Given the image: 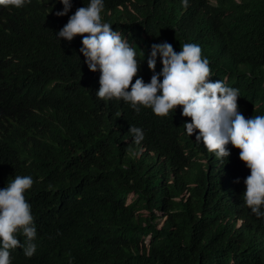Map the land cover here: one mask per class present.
<instances>
[{
	"label": "trees",
	"instance_id": "1",
	"mask_svg": "<svg viewBox=\"0 0 264 264\" xmlns=\"http://www.w3.org/2000/svg\"><path fill=\"white\" fill-rule=\"evenodd\" d=\"M147 1L154 0H108L123 7L124 12L114 8L113 17L125 15L127 19L138 14L137 24H121L135 37L140 36L142 23L152 14L159 16L154 9H147ZM82 6L80 2L71 8ZM56 10L49 8L50 18ZM208 12L226 38L219 44V50L226 51L209 61L210 81L221 80L225 86L238 89L251 110L264 115V0H218V6L210 7ZM44 23L43 16L36 21L26 20L17 37H12L2 21L0 77L3 75L8 82L7 90H17L16 81L23 78H49L53 51L36 36L42 31L43 37L53 42L58 25ZM178 44L172 43L175 48ZM143 62L147 67L146 60ZM147 73L153 71L147 67ZM60 74L52 72L53 77ZM59 78L77 100L76 104L68 101L65 109L59 96L55 97L62 112L51 123L55 131L61 132L60 143L34 150L19 166L36 177L25 198L40 224L39 239L44 226L59 230L64 242L61 252L69 253L80 233L72 227L85 229L84 246L95 251L105 264H258L248 244L254 241L264 255V219L251 214L243 200L228 207L223 198L205 201L199 196L200 189L208 184L211 190H220L221 180L216 176L208 179L196 166L194 157L198 152L191 148L192 136L183 127L191 120L182 115V107L169 112L164 128L160 122L143 119V112L118 111L108 117L91 111L96 103L95 92L85 86L86 79L76 82ZM26 88L19 95L29 101L32 97L27 92L32 88ZM15 104L18 107L22 103ZM8 108H0V113H8ZM131 126L142 129L145 140L160 150L165 148V159L158 169L149 164L147 153L142 158L135 153ZM27 161L32 167H25ZM249 175L245 168L244 186ZM230 215L234 218L228 222ZM238 219L243 220L241 226H237ZM17 238L21 243L25 239L20 234ZM20 252L23 248L10 250L15 259H23ZM53 253L50 248L45 256Z\"/></svg>",
	"mask_w": 264,
	"mask_h": 264
},
{
	"label": "clouds",
	"instance_id": "2",
	"mask_svg": "<svg viewBox=\"0 0 264 264\" xmlns=\"http://www.w3.org/2000/svg\"><path fill=\"white\" fill-rule=\"evenodd\" d=\"M80 2L82 7L71 8ZM145 6L159 16L152 14L142 23L140 36L135 37L121 26L137 24L138 14L127 19L123 15V21L122 17H113L114 8H123L119 2L0 0V37L2 21L12 37H17L26 20L36 21L39 16L45 18V25H58L53 42L45 39L42 31L36 36L53 51L49 78L20 79L16 81L17 90L12 92L7 90L9 84L3 75L0 77V108L9 106L8 113H0V264H31L34 260H39L38 264H105L95 251L84 246L85 229L72 227L80 233L69 253L61 252L64 242L59 230L44 226L39 239L40 224L25 198L36 177L19 166L34 150L60 143L61 132L55 131L51 123L62 112L55 97L59 96L65 109L68 101L77 103L59 77L76 82L86 79L85 86L95 92L96 103L91 111L108 117L118 111L143 112V119L160 122L164 128L169 112L182 107V115L191 120L183 127L192 136L191 148L198 152L194 157L196 166L208 179L216 176L221 180L220 190L213 191L208 184L200 189L199 196L205 201L223 198L228 207L243 200L251 214L264 219V115L251 110L238 89L209 79V61L226 51L219 50L226 38L208 12L210 7L218 6V0H154L145 2ZM50 7L57 8V16L50 18ZM22 38L32 41L30 37ZM176 41L177 48L172 45ZM143 59L153 74L147 73ZM53 71H60V76L53 77ZM26 86L32 88L27 92L32 97L29 101L19 95ZM15 103L22 104L16 107ZM129 133L137 156L142 158L147 153L149 164L158 169L165 159V148L160 150L145 140L140 128L131 126ZM166 139L171 142L169 137ZM25 165L32 167V162ZM245 168L250 171L244 180L246 186L242 183ZM233 218L230 215L228 222ZM242 223L238 219L237 226ZM81 226L84 225L78 227ZM18 234L25 238L23 243ZM248 245L258 264H264V255L254 241ZM18 248H23L24 252L18 254L23 259H15L10 253ZM50 248L54 253L46 257Z\"/></svg>",
	"mask_w": 264,
	"mask_h": 264
}]
</instances>
